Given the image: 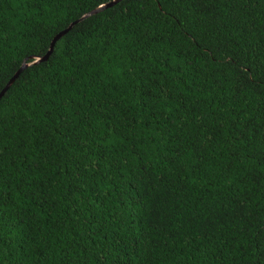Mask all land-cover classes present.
<instances>
[{"label": "trees", "instance_id": "obj_1", "mask_svg": "<svg viewBox=\"0 0 264 264\" xmlns=\"http://www.w3.org/2000/svg\"><path fill=\"white\" fill-rule=\"evenodd\" d=\"M102 2L0 0V90ZM209 7L123 0L19 76L0 101V264H98L105 243L109 264H256L264 171L244 149L264 143V87L240 70L264 62V6L221 0L202 22Z\"/></svg>", "mask_w": 264, "mask_h": 264}, {"label": "snow or ice", "instance_id": "obj_2", "mask_svg": "<svg viewBox=\"0 0 264 264\" xmlns=\"http://www.w3.org/2000/svg\"><path fill=\"white\" fill-rule=\"evenodd\" d=\"M119 2L120 0H104V2L97 4V11H107L108 8L110 7L114 8L115 5ZM220 2L221 0H192L193 6L197 9L202 7L204 4L210 6L207 10L208 11L207 16L200 14L197 17L202 22L207 20L209 21V23H211L212 20L221 21L222 18L219 15H217L218 9L215 7V5L219 4ZM246 2H248V0H246ZM252 2L254 3V0H252ZM260 4L261 6H264V0H260ZM260 14L264 16V7L261 8ZM228 19H231V17L223 18L222 21L223 26H226ZM223 26H221L217 32L213 33L212 28L209 27V24L208 23L204 24V31L208 34L207 39L209 41L214 40L217 46L221 42L223 36ZM212 27H217V25L213 24ZM29 58L35 61L36 67H39V64L44 59V57L41 56L39 52L30 54ZM245 72L247 73V76L240 81L242 88H248L253 85H255L257 88L264 87V62H260L256 65L244 64L240 70V73L243 76V73ZM10 87L11 84H9L6 88L0 90V100L3 99V94L7 92L8 88ZM260 95L264 96V91H261ZM2 112H3V105H0V116H2ZM261 118L264 119V114H262ZM241 139H244L243 135ZM8 152H9V148L7 145H0V176H2L3 174V167L7 166L5 162V154ZM244 153H245L244 159L248 161H256L260 169L264 171V143H262L258 151H252L249 150L247 147H245ZM253 168H255V165L253 166ZM152 181H153L152 176L145 175L142 177L139 183L141 187L145 189H149ZM7 191H10V189H6L3 180L0 179V199H3V197L7 194ZM166 212L167 209H156V219L160 220ZM241 212L242 214H251V210L245 207L241 208ZM262 219H264V211H262ZM261 227L262 229H264V223L261 224ZM105 240H107V237H105ZM93 243H97V242L93 241ZM115 247H116L115 245L110 246L108 243H105L103 246L99 248V252L93 250L92 256L96 258L98 264H109V257L111 256V251ZM251 256L254 257L256 264H264V240H262L260 244L257 246V251L251 253Z\"/></svg>", "mask_w": 264, "mask_h": 264}, {"label": "water", "instance_id": "obj_3", "mask_svg": "<svg viewBox=\"0 0 264 264\" xmlns=\"http://www.w3.org/2000/svg\"><path fill=\"white\" fill-rule=\"evenodd\" d=\"M123 0H120V2H122ZM119 2V3H120ZM119 3H117V4H119ZM116 4V5H117ZM110 8H112V7H110ZM110 8H108V9H110ZM101 12H103V11H97V8L95 9V10H93V11H91V12H89L88 14H86L85 16H83L80 20H78L77 22H74L73 24H71L70 26H69V28H67L65 31H63V32H61L59 35H57L56 37H55V39L53 40V42H52V44H51V48H50V50H49V52L45 55V56H43L44 57V59H43V61L41 62V63H43V62H47L48 60H49V58L51 57V55L53 54V52H54V49H55V46H56V44H57V42L59 41V40H61L65 35H67L73 28H74V26H76L78 23H80V22H82V21H84V20H86V19H88V18H91V17H93V16H95V15H97V14H99V13H101ZM38 59H39V57H38ZM29 61H32L31 63H29ZM33 65H35V61L34 60H32V59H27V60H25L24 61V63H23V65H22V67L20 68V70L15 74V76L10 80V82L7 84V86L9 85V84H11V87L13 86V84L16 82V80L19 78V76L26 70V69H28L30 66H33ZM6 86V87H7ZM10 87V88H11ZM10 88H8V90L10 89ZM7 90V91H8ZM6 94V92L3 94V97H4V95ZM1 101V100H0Z\"/></svg>", "mask_w": 264, "mask_h": 264}]
</instances>
